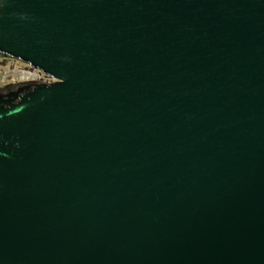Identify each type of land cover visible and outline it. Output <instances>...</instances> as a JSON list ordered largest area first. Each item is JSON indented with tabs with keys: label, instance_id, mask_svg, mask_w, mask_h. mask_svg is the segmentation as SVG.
Returning <instances> with one entry per match:
<instances>
[{
	"label": "water",
	"instance_id": "obj_1",
	"mask_svg": "<svg viewBox=\"0 0 264 264\" xmlns=\"http://www.w3.org/2000/svg\"><path fill=\"white\" fill-rule=\"evenodd\" d=\"M0 53L54 79L0 95V264H264V0H0Z\"/></svg>",
	"mask_w": 264,
	"mask_h": 264
},
{
	"label": "rangeland",
	"instance_id": "obj_2",
	"mask_svg": "<svg viewBox=\"0 0 264 264\" xmlns=\"http://www.w3.org/2000/svg\"><path fill=\"white\" fill-rule=\"evenodd\" d=\"M38 78H45V74L18 59L0 53V90Z\"/></svg>",
	"mask_w": 264,
	"mask_h": 264
},
{
	"label": "flooded vegetation",
	"instance_id": "obj_3",
	"mask_svg": "<svg viewBox=\"0 0 264 264\" xmlns=\"http://www.w3.org/2000/svg\"><path fill=\"white\" fill-rule=\"evenodd\" d=\"M53 81H54V79L48 78L46 75H45V78H43V79L42 78L29 79V80L23 81L21 83H18L16 85L9 86V87H6V88L0 90V95L3 98H7V93L12 92V91H16L17 90V86L22 85V84L27 85L26 88H21V90L18 91V95H20V94H22V93L34 88L37 85L49 84V83H51ZM10 97L12 98L13 102H16L18 100V97H13L12 95Z\"/></svg>",
	"mask_w": 264,
	"mask_h": 264
},
{
	"label": "built area",
	"instance_id": "obj_4",
	"mask_svg": "<svg viewBox=\"0 0 264 264\" xmlns=\"http://www.w3.org/2000/svg\"><path fill=\"white\" fill-rule=\"evenodd\" d=\"M48 78H52L53 79V77H51V76H49V75H47V74H45Z\"/></svg>",
	"mask_w": 264,
	"mask_h": 264
}]
</instances>
